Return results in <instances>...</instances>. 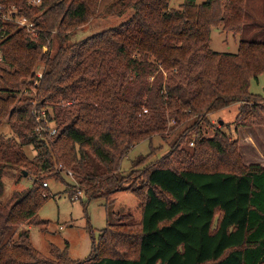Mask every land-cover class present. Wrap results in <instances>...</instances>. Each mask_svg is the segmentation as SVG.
I'll list each match as a JSON object with an SVG mask.
<instances>
[{
  "label": "trees",
  "instance_id": "obj_1",
  "mask_svg": "<svg viewBox=\"0 0 264 264\" xmlns=\"http://www.w3.org/2000/svg\"><path fill=\"white\" fill-rule=\"evenodd\" d=\"M41 1L33 8L0 0L37 30L1 28L0 128L7 123L12 136L0 137V197L5 168L32 185L0 200V264H264V167L245 164L221 131L197 138L192 153L176 146L173 160L150 163L130 181L117 175L132 146L166 130V111L174 128L209 125V114L239 104L235 121L253 125L260 96L249 82L264 73V0H183L178 9L171 0H117L112 11L133 10L129 21L76 44L71 34L97 15L102 0ZM219 26L241 35L236 53L211 50V29ZM52 35L58 47L50 55ZM39 60V109L50 107L56 131L44 138L30 100L16 97L21 83L36 79ZM57 165L71 170L89 200L131 192L140 221L109 213L84 261H72L67 245L41 255L29 230H16L47 225L37 216L48 198L40 172Z\"/></svg>",
  "mask_w": 264,
  "mask_h": 264
},
{
  "label": "rangeland",
  "instance_id": "obj_2",
  "mask_svg": "<svg viewBox=\"0 0 264 264\" xmlns=\"http://www.w3.org/2000/svg\"><path fill=\"white\" fill-rule=\"evenodd\" d=\"M116 1L102 0L97 15L71 34V44H76L128 22L134 13L133 10L129 9L122 15L115 14L111 6ZM182 2L183 0H171L169 7L178 9ZM201 2L203 0H197V3ZM253 3L254 1L251 5ZM52 36L53 43L51 49H49L50 55H53L58 47L54 35ZM240 37L239 34L224 33L221 26L214 27L211 29L210 34V48L218 53L234 54L237 52ZM47 51L48 46L46 45L42 48V54ZM37 63L34 70L35 78L37 73L44 68L40 60ZM0 66L6 68L2 62ZM35 81L36 79L29 77L21 83L16 97L28 98L32 109L36 106L39 111L46 112V121L37 124V133L41 138H44L45 134L51 137L56 132L54 123L50 121L47 114L51 109L50 107L39 109L40 97L37 93L38 83L35 84ZM249 90L252 94L260 96L257 101H260L258 107H261V112L259 111L257 117L249 119L253 125L243 127L237 124L235 120L239 104H232L219 112L209 114L207 116L209 125L200 122L193 126L194 124L187 122L174 128L176 123L166 111V130L154 134L138 145L132 146L123 159L117 175L126 177L130 181L137 174V170L146 167L150 163L164 161V158L168 156L173 160L172 150L176 146L175 149L178 151L183 150L192 153L197 138H212L216 130L224 133V137L230 145L235 148L237 146L245 164L258 163L264 167V73L260 74L257 80L250 79ZM191 126L194 127L192 130L184 131L186 127L191 128ZM52 132L54 133L52 134ZM11 136L12 133L8 124L4 123L0 128V137ZM25 152L30 159L36 156L32 147H26ZM141 158L145 159V163L137 166L138 168L134 167V163ZM70 173H72L71 170L61 165L40 172V175L44 178L43 183L47 184V187L44 188L47 189L48 198L39 208L37 216L48 223L45 227L33 226L27 228L26 225L19 226L16 234L29 230L32 245L41 255L46 257L49 256L51 245L59 249H64L67 245L68 257L76 262L84 261L89 257L93 243H97L101 230L106 226L109 213L130 215V220L137 223L140 221L142 209L139 206L138 199L129 191H121L110 196L89 200L74 174L71 175ZM1 182L5 188L3 195L0 197L1 201L9 198L13 192L24 191L32 185L31 177L22 176L20 170L6 168L2 170Z\"/></svg>",
  "mask_w": 264,
  "mask_h": 264
},
{
  "label": "built area",
  "instance_id": "obj_3",
  "mask_svg": "<svg viewBox=\"0 0 264 264\" xmlns=\"http://www.w3.org/2000/svg\"><path fill=\"white\" fill-rule=\"evenodd\" d=\"M41 0H27V5L37 8L41 5ZM18 10L15 6H11L7 9H5L4 5L0 2V43L2 41V35H1V28L4 24H12L16 26L17 29H22L28 32L32 36L37 35V30L35 27V24L31 18H28L26 16H21L18 14ZM2 62V54L0 51V63ZM42 72V71H41ZM38 72L36 76L35 84L38 83V81L42 78V73ZM31 115L36 121L37 124L41 123L42 121H46V112L45 111H39L37 107L35 106L34 109L31 111ZM54 132H52L53 134ZM72 175V173H70ZM43 187H47L46 183H43Z\"/></svg>",
  "mask_w": 264,
  "mask_h": 264
},
{
  "label": "water",
  "instance_id": "obj_4",
  "mask_svg": "<svg viewBox=\"0 0 264 264\" xmlns=\"http://www.w3.org/2000/svg\"><path fill=\"white\" fill-rule=\"evenodd\" d=\"M24 176H26V174H24Z\"/></svg>",
  "mask_w": 264,
  "mask_h": 264
}]
</instances>
